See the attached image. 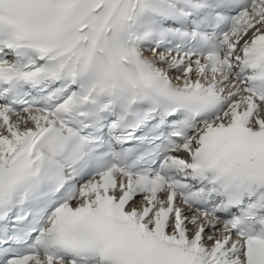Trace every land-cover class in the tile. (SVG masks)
<instances>
[{"label":"snow or ice","instance_id":"1","mask_svg":"<svg viewBox=\"0 0 264 264\" xmlns=\"http://www.w3.org/2000/svg\"><path fill=\"white\" fill-rule=\"evenodd\" d=\"M0 264H264V0H0Z\"/></svg>","mask_w":264,"mask_h":264}]
</instances>
